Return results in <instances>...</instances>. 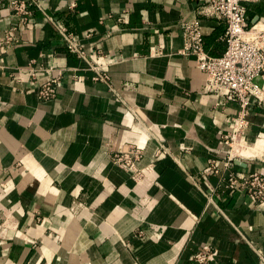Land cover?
Masks as SVG:
<instances>
[{
  "label": "crops",
  "instance_id": "1",
  "mask_svg": "<svg viewBox=\"0 0 264 264\" xmlns=\"http://www.w3.org/2000/svg\"><path fill=\"white\" fill-rule=\"evenodd\" d=\"M12 1L0 0V264H198L207 246L210 264H264V203L223 191L210 169L225 167L240 106L181 54L183 20H200L212 56L226 49L225 22L195 0H38L26 19ZM248 20L254 37L264 0ZM102 61L109 84L94 80ZM49 78L57 96L44 100ZM251 101L233 168L264 174V102ZM159 142L169 154L157 157ZM128 143L144 149L143 180L111 161Z\"/></svg>",
  "mask_w": 264,
  "mask_h": 264
},
{
  "label": "built area",
  "instance_id": "2",
  "mask_svg": "<svg viewBox=\"0 0 264 264\" xmlns=\"http://www.w3.org/2000/svg\"><path fill=\"white\" fill-rule=\"evenodd\" d=\"M203 4L205 14L215 16L226 24L224 40L227 44L224 53L212 56L205 46V34L198 18L185 19L181 22L184 34V46L181 54L193 56L197 66L206 74V90L222 96L227 101L237 102L240 106L238 114L233 118L232 129L223 134V143L227 155L224 159L225 167L219 168L212 161L211 171L220 173L223 191L244 192L254 202L264 203V174L261 172H243L234 170L236 161L241 154V146L246 130L250 125L249 114L252 98L264 102V90L257 83V78H264V27L254 32V37H249L253 26L248 20L249 6L260 0H195ZM13 8L16 13L25 19L32 13V8L38 5V0H14ZM73 7V5H71ZM119 18L125 22V13ZM57 32L61 35L66 49L80 58H87V52L79 35L67 26L60 24L54 17H49ZM9 41L13 36H8ZM105 61L92 64L95 72L94 80L107 84L111 81L110 73L105 70ZM30 71L35 74L33 68ZM58 78H49L40 88L39 96L44 100H51L57 96ZM158 154H169L168 148L159 142ZM111 161L120 168L131 173L136 181L143 180L149 167H141L140 162L144 157V149L135 144L124 146L110 154ZM209 202L215 204L212 196ZM221 213H224L218 208ZM215 251L210 247L198 250L193 259L198 264H210Z\"/></svg>",
  "mask_w": 264,
  "mask_h": 264
},
{
  "label": "water",
  "instance_id": "3",
  "mask_svg": "<svg viewBox=\"0 0 264 264\" xmlns=\"http://www.w3.org/2000/svg\"><path fill=\"white\" fill-rule=\"evenodd\" d=\"M236 162H237V164H242L243 163L241 160H237Z\"/></svg>",
  "mask_w": 264,
  "mask_h": 264
}]
</instances>
